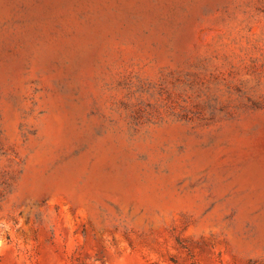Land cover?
Here are the masks:
<instances>
[{
    "label": "rangeland",
    "instance_id": "374dc122",
    "mask_svg": "<svg viewBox=\"0 0 264 264\" xmlns=\"http://www.w3.org/2000/svg\"><path fill=\"white\" fill-rule=\"evenodd\" d=\"M0 264H264V0H0Z\"/></svg>",
    "mask_w": 264,
    "mask_h": 264
}]
</instances>
